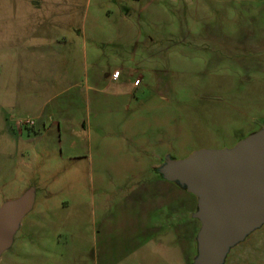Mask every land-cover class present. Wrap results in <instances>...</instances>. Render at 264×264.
<instances>
[{
    "label": "rangeland",
    "instance_id": "374dc122",
    "mask_svg": "<svg viewBox=\"0 0 264 264\" xmlns=\"http://www.w3.org/2000/svg\"><path fill=\"white\" fill-rule=\"evenodd\" d=\"M15 29L45 50L0 49V205L34 189L0 264H194L197 198L158 168L262 128L264 0H0ZM223 264H264V224Z\"/></svg>",
    "mask_w": 264,
    "mask_h": 264
},
{
    "label": "water",
    "instance_id": "95a60500",
    "mask_svg": "<svg viewBox=\"0 0 264 264\" xmlns=\"http://www.w3.org/2000/svg\"><path fill=\"white\" fill-rule=\"evenodd\" d=\"M197 198L194 264H223L230 249L264 224V124L230 148L166 157L158 168ZM34 204V189L0 205V256Z\"/></svg>",
    "mask_w": 264,
    "mask_h": 264
},
{
    "label": "crops",
    "instance_id": "0c3cea01",
    "mask_svg": "<svg viewBox=\"0 0 264 264\" xmlns=\"http://www.w3.org/2000/svg\"><path fill=\"white\" fill-rule=\"evenodd\" d=\"M14 31L15 32L11 33V36L14 38V40H11L9 42V44L6 45V46L0 47V49L2 51L3 50L5 51V53L3 55L4 56L7 55L9 58H11L12 61H14V62H15V60L16 61H19V60L20 61H23V60H26L27 61L28 59H32V58H30V56H33L34 53H35V51H39L42 54V52L45 50V44H43V43H36V45H35V44H26V43H23V42H18V40H17L18 37L28 38L29 36L33 35L32 33L25 32V34H20L18 36V33L16 32V29ZM54 54H55V56H54L53 60H47V61H45V64H48V63L49 64H53L54 67L52 68V70H50V72L52 71V72L58 73V68H57L58 67V64H59V61H58V53L57 52H54ZM39 58H41V57L39 56ZM1 68H2V63H0V69ZM113 70H115V69H113ZM111 72L105 73L104 76L105 77H108L112 81H117L118 79H120L121 72H120V76L117 79L111 78ZM130 76H132V74L129 75L128 80L130 79ZM56 78H58V77H56ZM132 85H133V81H132ZM164 204H166V203H164ZM161 205H163V203H161ZM161 205L159 207H157L156 209H157V212H159V217H160L159 218V223L165 225L164 220H163L164 219L163 218V215H161V212L163 211V210H161L162 209L161 208Z\"/></svg>",
    "mask_w": 264,
    "mask_h": 264
},
{
    "label": "built area",
    "instance_id": "2783aa9c",
    "mask_svg": "<svg viewBox=\"0 0 264 264\" xmlns=\"http://www.w3.org/2000/svg\"><path fill=\"white\" fill-rule=\"evenodd\" d=\"M120 76V70L119 69H115L111 72V78L113 79H117L118 77ZM141 83V78L140 77H136L134 80H133V85L134 86H138L139 84ZM33 121L32 120H28L27 123H32Z\"/></svg>",
    "mask_w": 264,
    "mask_h": 264
}]
</instances>
